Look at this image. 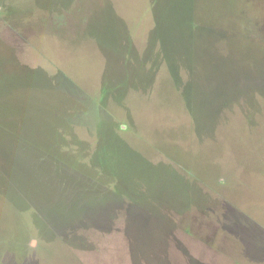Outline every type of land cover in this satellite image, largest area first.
Listing matches in <instances>:
<instances>
[{
  "label": "rangeland",
  "instance_id": "rangeland-1",
  "mask_svg": "<svg viewBox=\"0 0 264 264\" xmlns=\"http://www.w3.org/2000/svg\"><path fill=\"white\" fill-rule=\"evenodd\" d=\"M0 264H264V0H0Z\"/></svg>",
  "mask_w": 264,
  "mask_h": 264
}]
</instances>
